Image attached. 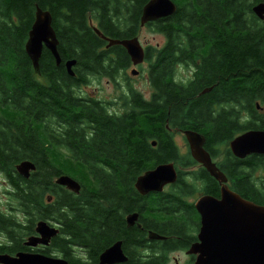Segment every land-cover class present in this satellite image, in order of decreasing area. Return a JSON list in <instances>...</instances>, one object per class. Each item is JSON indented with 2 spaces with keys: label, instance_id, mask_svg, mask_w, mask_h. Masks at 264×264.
Here are the masks:
<instances>
[{
  "label": "trees",
  "instance_id": "obj_1",
  "mask_svg": "<svg viewBox=\"0 0 264 264\" xmlns=\"http://www.w3.org/2000/svg\"><path fill=\"white\" fill-rule=\"evenodd\" d=\"M147 1L0 0V173L27 219L16 221L0 207V231L7 236L0 253L29 251L24 242L45 221L57 224L59 232L39 252L70 264H97L100 252L117 239L128 256L119 264H165L169 251L187 249L196 240L199 216L186 197L199 190L197 183L202 193L213 196L219 187L200 167L188 181L181 173L169 195L144 197L132 189L136 176L156 163H195L190 155L178 156L169 128L201 132L213 156L233 133L264 130V112L255 106L264 105V23L255 17L246 23L236 0H175L178 11L147 24L168 39L163 49L145 52L153 89L149 101L128 88L130 108L111 114L102 101L80 95L79 89L94 79L115 80L131 65L126 50L107 46L93 27L107 38H133ZM37 6L52 16L61 60L57 65L43 48L39 73L25 51ZM184 34L188 44L178 50ZM178 51L194 66L198 63L193 79L184 84L173 81ZM68 60L75 61L72 75ZM206 88L211 90L200 94ZM227 103L234 105L214 115L217 106ZM240 104L248 119L240 120L235 110ZM151 138L158 141L157 149L150 146ZM23 160L35 165L28 178L16 171ZM217 166L242 197L264 204V187L251 182L254 168L264 167L263 155L238 159L228 150ZM63 174L80 184L78 194L55 182ZM133 211L140 214L142 230L126 226L123 215ZM147 230L166 239L150 241ZM141 248L151 256L143 260Z\"/></svg>",
  "mask_w": 264,
  "mask_h": 264
},
{
  "label": "water",
  "instance_id": "obj_2",
  "mask_svg": "<svg viewBox=\"0 0 264 264\" xmlns=\"http://www.w3.org/2000/svg\"><path fill=\"white\" fill-rule=\"evenodd\" d=\"M175 10L172 0H149L142 8L140 24L171 15ZM252 11L264 21V2L252 7ZM95 33L107 41V46L120 45L130 57L133 65L141 64L144 60V50L137 37L128 39H111L105 37L97 27ZM58 40L52 26V16L48 10L39 6L35 10L34 22L29 30L25 51L30 58L36 73H39V59L43 48L50 51L55 63H60L57 51ZM74 60H68L65 65L67 72L72 75ZM135 73V70H132ZM206 88L202 93L209 92ZM189 144L191 156L201 163L210 176L220 184V197L202 195L194 203L200 216V227L197 241L187 250L188 254H197L194 264H264V205L244 199L231 190L226 184V176L211 160L209 152L203 148L205 136L197 131H183ZM230 149L234 156L243 158L249 154L264 155V130L250 129L233 138ZM16 171L28 178L35 170L33 162L23 160L16 166ZM177 179V171L173 162L157 164L154 168L138 176L135 187L140 193L161 191L163 186ZM55 182L66 189L78 193L80 184L68 175H60ZM137 219V214H129L127 225L131 226ZM47 222L39 221L36 225L38 236H31L25 242L28 246L48 244L57 233ZM151 239H161L154 232L149 233ZM120 242H115L99 256V264H111L125 261ZM0 264H69L61 258L49 257L41 253L17 252L14 255L0 253Z\"/></svg>",
  "mask_w": 264,
  "mask_h": 264
},
{
  "label": "rangeland",
  "instance_id": "obj_3",
  "mask_svg": "<svg viewBox=\"0 0 264 264\" xmlns=\"http://www.w3.org/2000/svg\"><path fill=\"white\" fill-rule=\"evenodd\" d=\"M178 2H181L184 0H176ZM237 3L239 4V15L242 16V18H245V22L248 23L251 21V18H253L252 13H250L247 10V6L252 4L255 0H236ZM184 7V6H183ZM185 15H188V13L185 12ZM240 18V17H239ZM138 38L140 40V43L144 46H147V49H152V52L154 53L155 46L159 44V46L163 45L165 42V34L164 33H159L153 28L152 26H147L145 25L144 27L140 28L138 31ZM172 42L177 46L175 43L174 39L172 38ZM184 42L188 44L187 37L186 35H182L179 38L180 47L182 48L184 46ZM200 50V49H198ZM197 50V51H198ZM148 68H149V62L146 60L141 64V66L137 67H128L126 70L124 69L123 71H119L116 74V79H109L106 77H102L98 80H93L90 82V84L85 85L79 89V93L82 96H89L93 97L95 99H98L102 101L105 105L110 104V107L112 106L111 110L114 111H119V113L126 111L130 108V103L128 99V88H132L134 91L142 94V96L146 99H148L153 92L152 87L150 86L149 80H148ZM135 69L137 70L136 75L131 73V70ZM192 72L193 69L189 66H185L184 64H179L176 73H175V79L176 81H184L187 82L192 78ZM116 81V82H114ZM150 99V98H149ZM234 104L232 103H227V104H221L216 107V111L214 113L217 114L218 111L221 109H229L231 106ZM264 106V105H263ZM244 105L240 104L235 107V110L238 111V115L241 116L240 120H245L248 119L249 115L243 111ZM264 108V107H263ZM264 110V109H263ZM50 123V122H49ZM55 125V124H53ZM172 137L178 147L176 148L177 154L179 156V153L183 154L187 150V144L182 136V134L177 131L173 130L172 132ZM239 133V132H237ZM237 133H233V135L227 139L226 141L222 142L218 148H217V154L215 153L214 159L216 161H221L224 160V155L225 153L229 150L230 148V142L233 139V136H236ZM158 147V144L156 146V149ZM63 151H67L65 148ZM258 155V154H256ZM264 156V155H263ZM174 161V160H173ZM178 164V163H177ZM180 170L183 172V178H191L190 172L193 170L199 169L201 166L197 163H193L190 165H186L185 163L181 162L178 164ZM252 177H251V182L254 184L256 187L263 188L264 187V167L263 166H258L254 168L252 172ZM262 183V184H261ZM202 184L197 183V187L199 190L191 196H187L186 200L189 202H192L194 197L202 194ZM11 187L7 183V181L4 179L3 175L0 173V207L1 211L4 212V214L8 216H12L15 218L17 221H24L26 223L27 219L22 215L20 210H18V207H16V201L10 198V195L8 194L10 191ZM175 188H169L168 192H174ZM219 191V187H218ZM173 208L175 206L173 205ZM146 214H149L150 217H153V215L150 214V212H147ZM154 214V213H152ZM156 215V214H155ZM158 217V215H156ZM161 218H167L161 217ZM52 224H54L52 222ZM6 234L3 231H0V242L5 243L6 242ZM169 260L167 261L170 264L175 263V259L179 264H187L189 262V256L185 254L184 250H174V251H169Z\"/></svg>",
  "mask_w": 264,
  "mask_h": 264
},
{
  "label": "flooded vegetation",
  "instance_id": "obj_4",
  "mask_svg": "<svg viewBox=\"0 0 264 264\" xmlns=\"http://www.w3.org/2000/svg\"><path fill=\"white\" fill-rule=\"evenodd\" d=\"M173 1H175V0H173ZM176 2V1H175ZM146 46V45H145ZM144 46V48H146ZM157 46H159V44H157ZM103 105H105V104H103ZM110 104H108V105H105V106H109ZM112 109V106H110V107H106V110L109 112V113H111V114H116V113H119V111L117 112V111H114V110H111ZM157 144H158V141H157ZM157 146V145H156ZM204 147L206 148V146L204 145ZM207 149V148H206ZM227 183H228V186L231 188V189H236V186H235V182H234V180H232V179H230V178H227ZM220 190V189H219ZM219 195V194H218ZM256 203V202H255ZM199 220V224H198V229H199V227H200V219H198ZM54 226L57 228V224H54ZM35 232H36V229H35ZM58 234V233H57ZM31 236H38V233L36 232L34 235H31ZM31 236H29V237H31ZM28 237V238H29ZM28 240V239H27ZM196 240H197V238H196ZM6 241H7V239H6ZM50 242H51V240H50ZM25 243V242H24ZM47 246V245H46ZM46 246H42V245H37L36 247H28L29 248V251H25V252H33L34 250H38V251H40L41 249H43V248H46ZM49 247V246H48ZM78 254H79V256L81 255L82 257H83V260L85 261V262H88V259H87V254H85V253H83L82 252V250L81 251H79L78 250ZM98 258H99V256H98ZM194 258H195V256L194 255H190L189 256V260H191L192 261V263L191 264H193V260H194ZM176 262H175V264H178V262H177V260H175ZM97 264H98V262H97ZM188 264V263H187Z\"/></svg>",
  "mask_w": 264,
  "mask_h": 264
}]
</instances>
